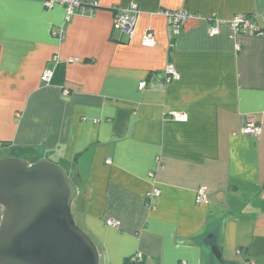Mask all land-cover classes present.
<instances>
[{"label": "crops", "instance_id": "1", "mask_svg": "<svg viewBox=\"0 0 264 264\" xmlns=\"http://www.w3.org/2000/svg\"><path fill=\"white\" fill-rule=\"evenodd\" d=\"M89 1L67 21L61 4L0 0V153L69 172L100 264H216L213 246L220 264H264V35L230 26L248 15L264 31V0ZM132 4L130 36L114 21ZM165 11L197 17L173 39ZM250 121L261 135L240 132Z\"/></svg>", "mask_w": 264, "mask_h": 264}, {"label": "water", "instance_id": "2", "mask_svg": "<svg viewBox=\"0 0 264 264\" xmlns=\"http://www.w3.org/2000/svg\"><path fill=\"white\" fill-rule=\"evenodd\" d=\"M78 195L69 172L48 159L0 158V264H100L74 216Z\"/></svg>", "mask_w": 264, "mask_h": 264}, {"label": "built area", "instance_id": "3", "mask_svg": "<svg viewBox=\"0 0 264 264\" xmlns=\"http://www.w3.org/2000/svg\"><path fill=\"white\" fill-rule=\"evenodd\" d=\"M55 4H61L66 8V19L69 21L77 13L81 14H91L94 9V4L89 0H44V6L46 8H53ZM140 13L139 6L137 4H132L129 8L117 12L114 29L124 32L130 36L134 34V30L137 23V17ZM164 15L168 18L169 24L172 30V38H178L181 33L185 22L189 19L196 18L195 14L189 13L187 11H165ZM215 20L214 17L211 18V21ZM230 26L233 32V36L240 33H250L256 35H264L259 26H257L255 20L252 16L248 15H236L231 21ZM220 32L218 26H214L211 29L212 35H218ZM57 36L63 40L65 38V31L61 29ZM143 45L146 47H154L156 45V38L152 32H148L143 39ZM54 62L59 61V56L53 58ZM53 78V70L47 69L43 73L42 80L46 83H50ZM180 79L179 72L174 68L173 65H170L166 70V81L172 82ZM147 87V83L143 82L139 85V90H144ZM69 92L66 90L65 94ZM176 119L180 121H186L187 117L180 114H172ZM240 132L245 135L259 136L262 133V128L256 122L250 121L245 122L240 129ZM154 173L151 172L149 176L154 178ZM161 190L159 188H154L147 194V199L159 196ZM197 204H208L209 198L207 195V187L202 186L199 188L197 193ZM108 225H118L117 222L109 221ZM135 261V258L132 259ZM186 264V263H185Z\"/></svg>", "mask_w": 264, "mask_h": 264}, {"label": "rangeland", "instance_id": "4", "mask_svg": "<svg viewBox=\"0 0 264 264\" xmlns=\"http://www.w3.org/2000/svg\"><path fill=\"white\" fill-rule=\"evenodd\" d=\"M17 155H20V154H16V153H13V152H11V151H3V152H1L0 153V156H2V157H5V158H8V157H17ZM76 219V218H75ZM77 221V224L81 227V224H80V221H78V220H76ZM84 229V228H83ZM85 230V229H84ZM86 231V230H85ZM87 232V231H86ZM88 233V232H87ZM90 236V235H89ZM91 238H92V236H90ZM93 239V238H92ZM211 251H212V247H211ZM210 251V252H211ZM214 254V253H213ZM210 256H212L211 255V253H210ZM215 258V261H216V264H220V261L216 258V257H214Z\"/></svg>", "mask_w": 264, "mask_h": 264}, {"label": "flooded vegetation", "instance_id": "5", "mask_svg": "<svg viewBox=\"0 0 264 264\" xmlns=\"http://www.w3.org/2000/svg\"><path fill=\"white\" fill-rule=\"evenodd\" d=\"M0 217H1V208H0Z\"/></svg>", "mask_w": 264, "mask_h": 264}]
</instances>
